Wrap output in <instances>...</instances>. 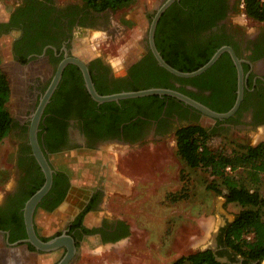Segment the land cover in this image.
Masks as SVG:
<instances>
[{
  "label": "flooded vegetation",
  "instance_id": "af4514ba",
  "mask_svg": "<svg viewBox=\"0 0 264 264\" xmlns=\"http://www.w3.org/2000/svg\"><path fill=\"white\" fill-rule=\"evenodd\" d=\"M162 1L164 0H161L160 3ZM27 6L33 7L31 10L22 12V9ZM157 8L147 12L149 25ZM190 8L191 5L186 4L174 6L165 17L162 30H167L172 24L175 25L178 19L185 21L191 18ZM110 12H112L110 9L103 12H87L82 9V3L78 2L20 0L9 12L7 18L0 19V23H8V26L0 25V37L9 39L7 44L9 55L7 60L1 64H4V71L11 88L10 101L16 107V113L13 115L14 126L10 132L17 144L14 185L12 188L6 189L0 198V257L1 255L8 256L10 262L12 252H16L13 249L23 245H27L30 252H37V257L50 256L61 251L58 261L66 252L65 248L45 252L29 242L24 217L25 203L29 199L26 198L27 195L38 185L42 177L45 178L33 153L30 141L31 123L43 97L57 75L60 64L67 56L79 57L87 63L92 77L89 61L101 58L103 64L110 67V71L108 72L106 67L96 63L93 73L96 83L99 86H106L113 83L114 77L129 75V70L148 58L151 51L148 35H146L141 52L135 54L126 64L123 62L121 72L116 71L113 60L110 62V59L102 55L94 54L87 59L77 56L73 49L76 30L90 28L114 31ZM201 16L209 21H214L208 32L214 36L215 41L222 43L221 46H231L242 60L245 91L239 109L234 115L225 119L212 118L194 107H187L186 103L182 107H171L170 113H166L164 110L159 117H146L138 113L132 115V112L128 110L130 105L128 103L122 104L119 101L120 107L116 108L94 100L87 90L82 70L73 63H67L39 121L38 141L54 170L52 188L56 189L55 194L48 193L39 202L34 213L35 231L42 240L46 241L66 232L75 237L78 248L80 244L78 234L85 238H97L103 243L117 242L125 238L112 240L114 235L123 231L119 223L121 219L110 222L101 217L98 225L92 227L85 223V215L95 212L103 199L104 176H98L99 183L93 185L92 188H79L78 195L72 197L75 203L69 204L70 206L78 205V212L65 221L60 230L50 236L42 233L38 217L42 214L43 209H50L58 199V190L62 191L66 188L64 200L53 210L45 213L52 214L66 199L70 200L68 193L75 185L73 184V175L54 163L55 157L62 154L102 153L105 152L102 145L107 148L114 146L133 148L143 144L146 140L168 138L172 133H176L180 127H177L178 122L182 120L188 123H198L209 129L216 126L220 133L234 129L264 130V23L256 20L260 23L259 26L253 27L251 31L245 28L244 22L248 15L244 10L243 0H216L206 15L201 14ZM165 39L167 40V37H164L162 31L159 41L166 43ZM172 39L181 42L188 41L190 38L178 35ZM168 40L170 41L169 38ZM224 53H228L232 59L229 52ZM217 65L214 73L203 75L199 82L212 84L213 90L210 88L202 92L208 95L209 104L219 108L225 107L232 97L229 96L225 88H218L215 84L217 78L227 73V69L230 67L228 58L223 56ZM15 68L20 71H15ZM215 73L217 74L213 76ZM95 81L93 80L96 87ZM169 81H172L177 87L182 85L173 78ZM186 87L194 91H201L192 85L187 84ZM87 94L92 100L87 97ZM209 107L211 108V106ZM187 108L189 110L185 111ZM51 148H54L55 151H50ZM90 161L93 165L98 166L96 160L90 159ZM86 209L88 211L85 213L82 223L92 231L84 232L82 228L73 229L78 217ZM59 231L61 232L58 234ZM27 255L22 252L20 257L25 258ZM29 259L25 258L27 261ZM58 261L54 264H57ZM30 263L34 264L32 260ZM36 264H38V260Z\"/></svg>",
  "mask_w": 264,
  "mask_h": 264
},
{
  "label": "rangeland",
  "instance_id": "374dc122",
  "mask_svg": "<svg viewBox=\"0 0 264 264\" xmlns=\"http://www.w3.org/2000/svg\"><path fill=\"white\" fill-rule=\"evenodd\" d=\"M19 1L0 0V19L7 18ZM160 1L133 0L112 10L110 19L114 31L77 29L74 53L84 59L94 54L102 55L110 62L113 60L116 71L121 72L122 63L126 64L143 49V40L149 30L147 12L157 8ZM245 19L248 31L260 25L249 16ZM8 42L9 39L0 37L1 63L9 55ZM7 106L15 115L12 101L9 100ZM187 123L182 120L177 127ZM262 140V129H234L215 135L208 144L214 150L231 155L238 144L255 145ZM101 147L105 152L62 154L53 159L73 175L75 185L68 193L70 200L66 199L52 214H40L38 223L43 234L56 233L78 212V205L69 204L75 203L72 197L78 195L79 188H92L99 183L98 176H104L103 199L93 212L92 221L100 217L110 222L121 219L129 225L130 233L117 242L108 243L78 234L80 244L71 264H172L182 255L205 248H212L222 260H229L228 252L219 253L225 249L218 235L221 227L231 222L242 207L227 202L219 177L212 176L205 168H191L186 163L178 152L174 133L168 138L146 140L133 148ZM16 153L17 144L9 133L0 143V198L14 185ZM90 159L96 160L98 166ZM228 171L249 187H257L264 198L261 182L254 183L242 168ZM213 184L221 191L213 189ZM262 213L264 216V206ZM88 217L86 214L85 221ZM60 256L61 251L50 256L41 255L37 257L38 264H54Z\"/></svg>",
  "mask_w": 264,
  "mask_h": 264
},
{
  "label": "trees",
  "instance_id": "16d2710c",
  "mask_svg": "<svg viewBox=\"0 0 264 264\" xmlns=\"http://www.w3.org/2000/svg\"><path fill=\"white\" fill-rule=\"evenodd\" d=\"M133 0H83L82 9L89 11L103 12L106 10H116L124 4ZM216 0H179L175 1L161 15L156 31L155 41L158 49L165 58L175 68L182 71H193L204 65L215 53L222 43L215 41L214 36L210 35L208 29L214 24V21L207 20L201 14H205L211 9V6ZM191 5L189 13L191 18L184 20H176V24H172L167 30H162L164 19L168 11L176 5ZM244 10L246 14L260 22L264 23V0H243ZM33 7V6H32ZM32 7L27 6L22 9V12L31 10ZM74 21V20H73ZM72 21V22H73ZM2 26H8V23H0ZM164 32V37H167L166 43L159 41L161 32ZM188 36V41L176 42L172 38L174 36ZM170 39V41L168 40ZM226 56L230 67L227 73L222 74L217 78L215 83L218 88H225L229 96L232 97L230 102L225 107H216L209 104L208 95L202 91L212 88V84L200 83L199 79L203 75L217 69L219 60ZM150 59V61H149ZM216 63L204 73L191 77H178L161 67L150 51L148 58L143 62H139L129 70V75L124 77H114L111 85L99 86L95 81L93 68L96 63L104 66L110 71V67L103 64L101 58H96L89 61L90 70L93 80L96 83L97 90L101 94H110L123 90H139L150 87H166L180 90L181 92L193 97L194 99L211 106L216 111H228L235 103L237 98V70L235 64L228 53L222 54ZM247 66V65H246ZM160 76L158 77V75ZM215 73L213 76H215ZM175 79L182 85L177 87L169 79ZM192 85L199 88L201 91L188 89L186 85ZM213 90V88H212ZM11 88L6 73L1 68L0 58V143L11 132L14 126V117L8 109L10 100ZM87 97L89 95L87 94ZM92 100V99H91ZM122 104H130L129 111L133 114H140L146 117H159L165 110L170 113L171 107L184 105V102L169 95H148L143 97L128 98L120 100ZM94 103H97L94 101ZM104 105H112L119 108L116 101L104 102ZM188 105V104H187ZM187 107H192L188 105ZM187 108L185 111H188ZM176 142L180 156L186 161L191 168H205L212 176L219 177L222 181L223 191L227 202L239 204L242 209L236 214L233 221L228 222L221 227L218 235L221 245L225 250L219 251L228 252L229 260L224 261L218 256V252L212 248H205L182 255L173 261L172 264H264V216L262 207L264 206V198L262 197L257 187H249L244 181L239 180L236 176L230 174L227 167L231 170L242 168L247 172L254 183L261 182L264 186V140L253 144H238L232 150L231 155L221 151L214 150L208 144V141L215 135L220 134L216 126L209 129L198 123H187L180 126L176 130ZM50 151H55L51 148ZM63 169V166L60 167ZM45 178L42 177L38 185L27 195L29 198L36 192L44 183ZM58 189V187L56 186ZM212 188L217 192L216 185ZM53 187L51 192H55ZM58 190V199L50 209H43L41 212L45 214L47 211L53 210L65 198L66 188L62 191ZM55 194V193H54ZM25 198V199H26ZM86 209L79 217L78 221L73 225V229L82 228L84 232L92 230L85 227L82 223ZM120 226L123 231L120 234L114 235L112 240H118L127 237L130 233V227L125 221H120ZM61 231L58 232V234ZM250 234H252L250 236ZM46 240V239H45Z\"/></svg>",
  "mask_w": 264,
  "mask_h": 264
},
{
  "label": "water",
  "instance_id": "95a60500",
  "mask_svg": "<svg viewBox=\"0 0 264 264\" xmlns=\"http://www.w3.org/2000/svg\"><path fill=\"white\" fill-rule=\"evenodd\" d=\"M175 1L176 0L162 1L158 6L157 11L149 25V30H148L149 46L155 59L157 60V63L175 76L183 77V78H191L198 76L204 73L205 71H207L216 63V61L221 57V55L227 51L230 53L236 65L237 74H238V89H237L236 101L228 111L219 112L213 110L206 104L194 99L193 97L173 88L150 87L139 90H128V91L123 90L120 92H115L110 94H101L94 85L87 63L79 57L67 56V58L60 64L57 75L53 83L51 84L50 88L47 90L45 96L41 101V104L39 105L32 119L31 128H30V141H31L33 153L44 172L45 181L43 185L38 190H36L34 194H32L29 197L24 207V217H25V222L29 236L27 240L32 244H34L39 250L45 252L55 251L60 248L66 249L64 256L58 261L57 264H71L77 254V245H76L75 237L66 232H64L61 235H57L49 240L44 241L37 235L35 231L34 213L36 211L39 202L49 193V191L53 186V172H54L51 164L49 163V160L47 159L46 155L43 152L41 145L39 144L38 130H39V121L42 112L44 110V107L46 103L49 101L52 93L56 89L60 81L62 71L67 65V63H73L82 70L85 79V85L87 87L88 92L90 93L91 97L99 103L111 102V101L119 102L122 99L143 97L153 94H158L161 96L169 95L196 108L197 110L203 112L204 114L217 119H225L231 117L236 113V111L239 109L241 105L245 91V74L243 70L242 60L237 56L235 50L231 46L229 45L221 46L215 51L212 57L204 65L193 71H182L175 68L170 63H168L161 54L155 41L156 27L162 13ZM1 68L4 71V64H1ZM17 249H20L24 254H28L25 258H30L29 261L25 260V258H21L20 255L22 252L19 250L17 251ZM13 250L16 252L15 253L12 252L10 256L11 262L8 259V256L6 257L1 255L0 264H32L30 263V260H32V262L36 264L38 254L37 252H30L28 250L27 245L14 248ZM5 258H7L8 260H6Z\"/></svg>",
  "mask_w": 264,
  "mask_h": 264
},
{
  "label": "crops",
  "instance_id": "0c3cea01",
  "mask_svg": "<svg viewBox=\"0 0 264 264\" xmlns=\"http://www.w3.org/2000/svg\"><path fill=\"white\" fill-rule=\"evenodd\" d=\"M72 154H74V153H72ZM92 214H93V217H92ZM88 215H89V217L87 218V221H85V223H86L88 226H90V227H92V226H94V225H98L100 219L97 220V218H96L95 221H92V219L94 218L95 214H94V213H89ZM100 218H101V217H100ZM92 238H93V237H92Z\"/></svg>",
  "mask_w": 264,
  "mask_h": 264
},
{
  "label": "bare ground",
  "instance_id": "6f19581e",
  "mask_svg": "<svg viewBox=\"0 0 264 264\" xmlns=\"http://www.w3.org/2000/svg\"><path fill=\"white\" fill-rule=\"evenodd\" d=\"M15 69H16V68H15ZM13 70H14V68H13ZM13 70H12V71H13ZM17 70H18V69H16L15 71H17ZM19 71H20V70H18L17 72H19ZM13 73H14V72H13ZM13 73H12V74H13ZM16 74L18 75V73H16ZM19 76H20V74H19ZM17 77H18V76H17ZM20 77H21V76H20ZM20 77H19V78H20ZM13 78H14V77H13ZM18 80H20V79H18ZM17 84H18V83H17ZM21 84H22V83H21ZM19 93H20V92H19ZM20 95H22V94H20Z\"/></svg>",
  "mask_w": 264,
  "mask_h": 264
},
{
  "label": "built area",
  "instance_id": "2783aa9c",
  "mask_svg": "<svg viewBox=\"0 0 264 264\" xmlns=\"http://www.w3.org/2000/svg\"><path fill=\"white\" fill-rule=\"evenodd\" d=\"M227 169L229 170V169H230V167H227Z\"/></svg>",
  "mask_w": 264,
  "mask_h": 264
}]
</instances>
